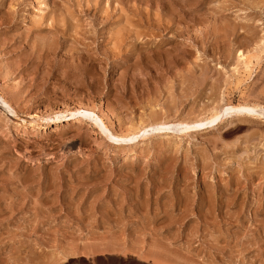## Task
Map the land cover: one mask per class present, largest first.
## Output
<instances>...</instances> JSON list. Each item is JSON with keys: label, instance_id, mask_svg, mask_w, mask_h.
<instances>
[{"label": "rangeland", "instance_id": "1", "mask_svg": "<svg viewBox=\"0 0 264 264\" xmlns=\"http://www.w3.org/2000/svg\"><path fill=\"white\" fill-rule=\"evenodd\" d=\"M263 110L264 0H0V264H264Z\"/></svg>", "mask_w": 264, "mask_h": 264}, {"label": "bare ground", "instance_id": "2", "mask_svg": "<svg viewBox=\"0 0 264 264\" xmlns=\"http://www.w3.org/2000/svg\"><path fill=\"white\" fill-rule=\"evenodd\" d=\"M46 3V2H45ZM42 4V3H41ZM46 9H48L49 10V8H48V5L47 4H42V7H41V10H39V11H41V13L43 14V13H45V11H46ZM70 12V11H69ZM40 16H42V15H40ZM40 16H39V18H40ZM69 16V15H68ZM42 19V18H41ZM36 22H38L37 20H36ZM65 26V25H64ZM121 34V33H120ZM117 39L115 38V41H116ZM118 41V40H117ZM116 41V42H117ZM119 43L120 42H117V44L119 45ZM116 45V44H115ZM252 50H254V49H252ZM239 52V63L241 64V67L239 66H237L238 68H236L235 70H234V75L233 76H235V77H237V82H236V84L240 87V85L241 84H246V83H244V82H246V81H248L251 77H252V75H253V69H254V67L256 66V65H258L259 63H260V60L262 59V58H260L259 56H257V55H254V54H252V52H251V49H250V51H242V50H239L238 51ZM170 55V54H169ZM147 61V60H146ZM91 62H94V60L92 59L91 60ZM87 68H89L90 66H86ZM91 67H92V69L93 68H95V65H94V63H92V65H91ZM132 71V70H131ZM83 76H86V77H88L87 76V72H86V74H82ZM232 81V80H231ZM245 104H246V102H244ZM244 103H243V106L241 107V108H239V109H235V106H234V109H235V111H237V112H259L260 111V108H259V106H257V105H254L253 103V106L251 105V104H247V105H245L244 106ZM248 103V102H247ZM257 104V103H256ZM259 104V103H258ZM262 105V104H261ZM219 106V105H218ZM220 107V106H219ZM263 107V106H262ZM84 108V107H83ZM214 109H215V107H214ZM231 109H232V107H231ZM234 109H232V110H234ZM82 110V108H80L79 109V111H81ZM219 110H221V109H217V106H216V109L215 110H213V111H211L213 114H212V116H211V122H212V120L213 119H215V118H219V115H220V113L221 112H219ZM223 110V109H222ZM221 110V111H222ZM82 111H85L84 109L82 110ZM225 111V110H224ZM223 111V112H224ZM264 111V110H263ZM222 112V113H223ZM236 112V113H237ZM221 113V114H222ZM225 113V112H224ZM235 113V112H234ZM64 114V113H63ZM209 114H211V113H209ZM232 114H233V112H232ZM231 114V115H232ZM261 114V113H260ZM151 115V114H150ZM257 115V114H256ZM38 116V115H37ZM253 116H255V115H253ZM73 119L72 120H63V118H64V116H62L61 114L60 115H58L57 117H56V119H57V122H59V123H57L55 126V130L54 131H56V132H62L63 130H66L68 127H77V125L78 124H81L82 123V121L79 119H76L77 117H76V115H75V113H74V115H73ZM150 117V116H149ZM262 117V116H261ZM259 118V117H258ZM156 119V118H155ZM160 119V118H159ZM152 120H154V119H152ZM163 121V120H162ZM51 121H47L46 122V124L47 123H50ZM155 122V121H154ZM168 122V121H167ZM184 122V121H183ZM182 122V124L181 125H183L184 123ZM141 123H143L142 121H141ZM153 123V122H152ZM186 123H190V122H186ZM192 123V122H191ZM147 124H148V122H147ZM159 124V123H158ZM31 126L33 125L35 128L36 127H38L37 125H39L40 126V124H34V123H32V124H30ZM141 125V124H140ZM142 125H146V123L145 124H142ZM185 125H187V124H185ZM25 126H26V124H25ZM45 126V125H44ZM150 126V125H149ZM150 127H152V126H150ZM181 127V126H180ZM184 127V126H183ZM19 128V127H18ZM46 128V127H45ZM44 128V129H45ZM40 129H41V126H40ZM70 129V128H69ZM157 130V129H156ZM180 132H181V130H180ZM252 136H253V134H252ZM118 137V136H117ZM121 137H123L122 135L120 136V138ZM119 138V137H118ZM127 156V155H126ZM129 158V156H127L126 157V159H128Z\"/></svg>", "mask_w": 264, "mask_h": 264}]
</instances>
